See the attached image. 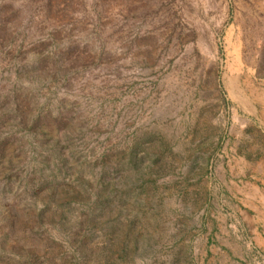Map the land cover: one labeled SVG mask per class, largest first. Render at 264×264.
<instances>
[{"label": "rangeland", "instance_id": "1", "mask_svg": "<svg viewBox=\"0 0 264 264\" xmlns=\"http://www.w3.org/2000/svg\"><path fill=\"white\" fill-rule=\"evenodd\" d=\"M0 264H264V0H0Z\"/></svg>", "mask_w": 264, "mask_h": 264}]
</instances>
